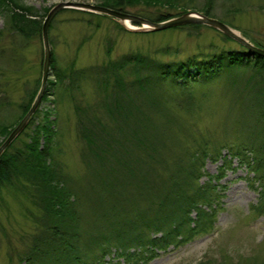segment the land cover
<instances>
[{"label":"trees","instance_id":"trees-1","mask_svg":"<svg viewBox=\"0 0 264 264\" xmlns=\"http://www.w3.org/2000/svg\"><path fill=\"white\" fill-rule=\"evenodd\" d=\"M99 1V6L128 14L131 9L146 8L137 9L138 13L131 15L156 23L189 11L214 16L210 4L198 8L180 4L182 0ZM9 2L18 7L13 0H0L1 6ZM9 16L11 27L8 21L2 34L12 31L27 38L33 34L42 41L41 21L12 9ZM113 19L118 22L120 31L141 36L158 35L190 25L204 26L190 24L162 31H131ZM53 28L51 23L48 29ZM49 39L54 46L53 39ZM231 40L226 36L223 42L236 44L241 50H226L215 43L208 50L199 49L188 55L182 54L181 49L164 45L90 67H77L75 59L65 66L66 69L61 68L64 66L53 50L51 67L55 81L49 82L44 97L55 88L59 102L63 100L71 106L75 118L72 144L80 147L79 154L87 165L88 182L84 187L86 191L81 185L83 195L68 182L67 173L57 158L70 143L66 144L64 134L58 132V117L55 121L44 119L35 126L40 113L38 108L25 130L0 157L1 206L8 208L6 199L17 203L22 217L32 216L37 226L32 242L25 249L28 250L23 258L26 264H103V257L110 254L112 246H120L125 264H140L145 253L155 255L153 248L165 250L172 244L181 246L213 233L219 206L216 203L222 196L212 182L220 180V176L207 174L209 180L199 184L204 175V158L210 156H215V160L223 158L225 164L229 162L230 165L231 158H239L240 164L255 173L254 179H258L263 191L252 209L264 217V56ZM251 42L264 50V43ZM5 43L1 54L6 55L2 62L7 63L0 62V66H9V45ZM111 46L108 53L112 51ZM16 62L21 63L22 59ZM217 81L229 84L231 92L236 83L239 84L235 97H238L241 124H247L257 133L250 136L254 140L239 145L226 142L220 150L215 149V153L209 155L207 144L191 154L188 149L176 145L181 149L178 155H182L170 163L165 155L168 156L173 147L169 139L175 124L171 107L175 105L178 110L189 113L196 102V88ZM40 86L41 83L26 95L16 124L29 112ZM55 102L59 104L58 100ZM4 103L0 97V108ZM14 124L0 123V140L9 136ZM22 135L28 138L16 146ZM222 148L229 153L221 154ZM173 150L174 147L172 153ZM84 196L87 200L91 196L97 203H104V207L96 209L92 217L94 231L89 233L86 215L80 209ZM129 199L132 201H127ZM101 222L105 224L99 226ZM131 246L138 247L139 251L130 253ZM148 247L152 249L147 250ZM83 256L91 260L84 261ZM223 258L231 264L228 257Z\"/></svg>","mask_w":264,"mask_h":264},{"label":"rangeland","instance_id":"rangeland-1","mask_svg":"<svg viewBox=\"0 0 264 264\" xmlns=\"http://www.w3.org/2000/svg\"><path fill=\"white\" fill-rule=\"evenodd\" d=\"M13 1L18 4V7L12 2L3 6L0 3L1 64L7 63L2 62L3 57L6 55L1 54L5 41L9 45V49L6 47L9 50V63L7 64L9 66H0L2 67L0 68V97L3 102H6L0 108V123H15L13 125L14 130L19 125L16 124V121L22 114L21 103L26 99L28 92L37 88L39 83L42 84L44 42L40 40V37L33 34L28 38L9 30V34H2L1 32L8 21L9 28L11 27L10 16L8 17L9 10L12 9L19 14L26 15L28 18L36 19L38 22L41 21L43 25L51 9L59 3L75 2L97 5L100 1ZM180 4L196 5L198 8L210 4L214 15L211 18L220 21L223 19L222 22H226L227 25H229L228 23L233 24L235 27L229 26L238 31L240 36L254 48L257 47L251 40L264 43V0H214L213 3H210L209 0H182ZM137 9L146 10V8ZM137 9L129 10V14L138 13L139 10ZM103 15L77 8L61 10L52 20L54 28L49 31V37L53 39L54 45L52 46L50 43V60L52 61L55 51L56 59L64 66L61 68L66 69L65 66L75 59L77 67H90V65H100L109 60L115 61L133 52L153 51L155 48L164 45L181 49L182 54L188 53V55L197 52L199 49L208 50L215 43L226 50L240 48L228 41L224 43L223 39L226 36L232 39L231 41L242 44L224 33L219 35L207 26L194 27L190 25L158 35L125 34L117 27V21H114L112 17ZM128 22L122 24L119 21L121 25L129 30L133 29L129 27L130 25L136 29L142 28V26H138L133 22L129 24ZM243 32L246 33V36ZM81 44L82 47H80ZM242 45L251 49L244 44ZM110 46L112 51L108 53ZM19 57L22 59L21 63L16 62L20 60ZM52 70L51 67L47 86H49V82L55 81ZM39 79L40 82H38ZM231 82L232 80H230ZM228 85L223 81H217L210 86L196 88L197 92L194 94L196 102L193 105L194 107L188 110L189 113L178 110L175 105L171 107L170 113L174 117L175 124L171 138H169L174 150L172 153L173 147L170 148L168 156L165 155L166 158L168 157L169 162L181 157L182 153L178 155L181 146L188 149L191 154L194 150H199V147H204L207 144L206 148L209 155L215 153V149L219 148L220 150V146L226 142L239 145L254 140V137L250 136H255L257 133L253 132L247 124H241L238 97H235L237 94L235 90L239 91L240 86L236 83L235 90L231 92ZM55 91V88H52L48 93V97H44L40 102V113H38L39 116L35 121V126L43 122L44 119L55 121L58 117V132L61 133L60 135L64 134L66 144H72L75 125L73 110L68 102L65 101L64 103L63 100L59 102V96ZM55 100H58L59 104H56ZM7 102H9L8 105ZM32 129H34V126L31 127ZM13 130L9 129L10 134ZM67 134L69 135L67 136ZM8 137L0 140V146ZM27 138L26 135H22L15 145H20ZM69 145L63 147L64 151L58 154L57 160H60L62 168L66 171V176L69 178L68 182L83 195V190L86 191L84 187L87 186L88 182L87 165L79 154L80 147L76 144ZM240 147L243 146L240 145ZM222 153L225 155L229 152L226 148H222ZM214 157L204 158V175L199 184L208 181V175L209 177L220 176V180L215 179L212 182V185L217 187V193L222 196L216 203L219 206L217 219L215 220V231L209 235L196 237L181 246L174 247L172 244L165 250L158 247L153 248L155 255L150 252L145 253L144 258L139 260L140 264H198L201 262H206V264H229L227 259L223 257H228L231 264H264V217L255 213L252 209L258 203L263 189H261L258 179H254L255 173L250 172L245 164H240L239 158H231L232 163L230 165L229 162L225 164L223 158L215 160ZM229 159L230 157L228 161H230ZM224 164L225 167H223ZM81 185H83V190ZM6 200L7 209L0 204V264H26L23 258L28 250L25 249L32 242L37 226L33 223L32 216L22 217V212L17 210L19 208L17 203ZM127 201H132V199ZM81 203L80 209L86 215L85 223L89 233L94 231L92 229V217L96 209L104 207V203L101 201L97 203L96 199L91 196L88 200L84 196ZM216 204L214 205L215 208L217 207ZM107 210L110 211L111 207ZM103 224L105 222H101L99 226ZM86 239L92 245L88 236H86ZM119 247L112 246L110 254L103 257V264H125V258L121 255L123 253L122 249ZM131 247L130 253L135 250L139 251L137 250L138 247ZM148 249L152 248L148 247ZM92 252L94 253V250ZM83 258L84 256L81 259ZM86 258L91 260L88 257ZM86 258H84V261H87ZM210 260L211 262H209Z\"/></svg>","mask_w":264,"mask_h":264},{"label":"water","instance_id":"water-1","mask_svg":"<svg viewBox=\"0 0 264 264\" xmlns=\"http://www.w3.org/2000/svg\"><path fill=\"white\" fill-rule=\"evenodd\" d=\"M68 8H77V9H85L88 11H93L97 13H101L104 15H109L110 17L115 18L116 20L120 21L122 24H125V22L130 21L133 23H137L142 28L134 29L135 31H162L168 28L177 27V26H184V25H190V24H196V25H204L213 28L214 30L220 31L236 40L241 42L242 44L248 46L249 48L255 50L259 54L264 56V50H260L257 48H254L252 45H249L239 34L238 31L231 28L229 25L223 23L220 20H216L214 18H211L207 15L198 13V12H187L179 17H175L172 19H169L165 22H151L149 20L121 12L118 10H114L108 7L99 6V5H91V4H84V3H75V2H63L59 3L56 6H54L51 11L49 12L48 16L45 18L44 24H43V42H44V64H43V77H42V84L40 90L37 92V96L32 104L31 109L29 112L25 115V117L21 120L19 125L12 131V133L9 135V137L5 140V142L0 146V157L3 155V153L6 151V149L17 139V137L25 130V128L28 126L31 118L33 117L34 113L38 110L40 106V102H42V99L45 95L46 88H47V81L50 76L51 70V46L49 42V29L50 25L52 23V20L56 17V15L64 9ZM145 25H147V29H145ZM133 30V29H130ZM133 30V31H134Z\"/></svg>","mask_w":264,"mask_h":264},{"label":"bare ground","instance_id":"bare-ground-1","mask_svg":"<svg viewBox=\"0 0 264 264\" xmlns=\"http://www.w3.org/2000/svg\"><path fill=\"white\" fill-rule=\"evenodd\" d=\"M125 23H127V22H125ZM129 23H130V21L128 22V24H129ZM129 27H130V28H133V29H136L135 27H132V25H130ZM144 27H145V29H147L148 26L145 25ZM258 49H260V48H258ZM260 50H261V49H260ZM257 53H258V52H257Z\"/></svg>","mask_w":264,"mask_h":264}]
</instances>
